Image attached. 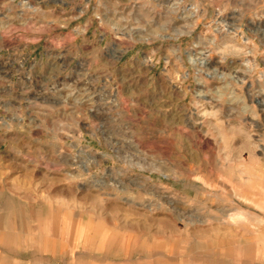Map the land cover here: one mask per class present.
Returning <instances> with one entry per match:
<instances>
[{
	"label": "rangeland",
	"instance_id": "374dc122",
	"mask_svg": "<svg viewBox=\"0 0 264 264\" xmlns=\"http://www.w3.org/2000/svg\"><path fill=\"white\" fill-rule=\"evenodd\" d=\"M0 264H264V0H0Z\"/></svg>",
	"mask_w": 264,
	"mask_h": 264
},
{
	"label": "bare ground",
	"instance_id": "6f19581e",
	"mask_svg": "<svg viewBox=\"0 0 264 264\" xmlns=\"http://www.w3.org/2000/svg\"><path fill=\"white\" fill-rule=\"evenodd\" d=\"M257 124V123H256ZM259 126V125H258Z\"/></svg>",
	"mask_w": 264,
	"mask_h": 264
}]
</instances>
